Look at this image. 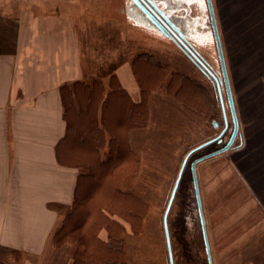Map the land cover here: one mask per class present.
<instances>
[{
	"label": "rangeland",
	"instance_id": "374dc122",
	"mask_svg": "<svg viewBox=\"0 0 264 264\" xmlns=\"http://www.w3.org/2000/svg\"><path fill=\"white\" fill-rule=\"evenodd\" d=\"M19 1L14 6L18 11ZM43 1H47L51 12L77 18L73 26L78 34L84 35L81 42L86 44V49L93 51L88 52V57H80L81 66L96 71L113 66L133 101H139L141 95L131 72V60L140 53L151 56L149 61L138 63L141 83L151 88L145 97V125L132 130V147L139 157V169L132 181L120 183L121 189L135 193L148 207L139 234L132 235L128 230L124 234V252L129 262L168 264L163 214L173 181L185 153L218 135L226 120L222 142L208 143L188 157L167 213L173 264H208L191 162L221 147L231 133L232 119L224 86L221 84L225 119L221 105L215 101L214 81L151 21L136 20L137 8L130 0H83L96 6L88 14L80 10V0H22V3L33 6ZM211 1L238 121V133L231 147L195 165L211 261L212 264H264L261 204L264 184L253 182L264 173V0ZM205 2L164 0L160 6L221 79ZM11 7L0 0V13ZM155 64L161 67L159 77L155 74ZM160 77L162 84L155 86ZM172 78L186 81V88L198 95L183 91L174 94L167 87ZM195 104L203 105L201 116ZM250 185L261 188L258 202L249 195Z\"/></svg>",
	"mask_w": 264,
	"mask_h": 264
},
{
	"label": "crops",
	"instance_id": "0c3cea01",
	"mask_svg": "<svg viewBox=\"0 0 264 264\" xmlns=\"http://www.w3.org/2000/svg\"><path fill=\"white\" fill-rule=\"evenodd\" d=\"M2 1L12 7L0 13V264H70L75 244L55 247L50 241L72 202L79 171L56 159L65 133L58 90L77 80L98 77L106 84L111 74L120 76L113 66H81L80 57L93 51L81 42L76 17L49 11L47 1L25 6L21 0L20 11L14 9L18 0ZM79 8L96 10L83 0ZM133 136L131 131V146ZM253 180L264 184V173ZM256 188L250 185L249 195L258 202L264 188Z\"/></svg>",
	"mask_w": 264,
	"mask_h": 264
},
{
	"label": "trees",
	"instance_id": "16d2710c",
	"mask_svg": "<svg viewBox=\"0 0 264 264\" xmlns=\"http://www.w3.org/2000/svg\"><path fill=\"white\" fill-rule=\"evenodd\" d=\"M150 57L140 53L131 60V72L140 89L139 101L132 100L114 74L106 84L97 77L64 83L58 90L65 133L56 144V159L79 171L72 202L50 241L55 247L75 244L70 264H133L124 252V234L127 230L132 235L139 234L148 207L138 195L121 189L120 183L132 181L139 169V157L130 144L129 133L147 120L145 97L151 88L141 83L138 63ZM155 74H161L157 64ZM185 82L172 78L167 87L176 95L183 91L197 96ZM156 84H162L161 77ZM214 94L220 106L216 90ZM202 106H194L199 116ZM49 206L58 211L65 208L56 203Z\"/></svg>",
	"mask_w": 264,
	"mask_h": 264
},
{
	"label": "water",
	"instance_id": "95a60500",
	"mask_svg": "<svg viewBox=\"0 0 264 264\" xmlns=\"http://www.w3.org/2000/svg\"><path fill=\"white\" fill-rule=\"evenodd\" d=\"M206 5H207V10L209 14V19H210V24H211V29L214 37V44L217 52V57L219 61V66H220V72H221V79H219L210 69L209 65L199 56V54L196 52V50L192 47V44H190L187 39L183 36V34L179 31V29L169 20L163 12L151 1V0H132V2L135 4V6L139 7L145 14L146 16L150 19V21L164 34L166 35L169 39L174 41L182 50L183 52L193 61V63L197 64L207 75L211 78L212 81H214L216 91L219 96V101L221 105V110L224 116V119L226 118V112H225V105L223 104L222 100V95H221V84L224 86V91L226 94V102H227V107L229 109L230 117L232 119V129L231 133L227 139V141L218 149L210 151L206 154H203L197 158H195L191 162V170H192V185H193V191H194V197H195V202H196V207H197V212H198V220L200 224V229H201V235L204 243V250L206 253V258H207V263L212 264L211 261V255H210V249H209V243L207 239V233H206V226H205V220H204V215L202 211V204H201V198L199 194V188L196 180V173H195V165L207 158H210L216 154L222 153L226 150H228L237 133H238V121H237V116L235 112V107L231 95V90H230V85L228 81V75H227V70L225 66V60H224V55L222 51V45H221V40L218 35V30H217V25H216V20H215V15H214V10H213V5L211 0H205ZM227 122L225 120V126L221 129V131L216 135L215 137L206 140L197 146L191 148L184 158L182 159V163L178 169L175 181H173V186L170 191V196L168 197V201L166 204V208L163 214V229L165 233V240H166V246H167V255H168V264H173V257H172V251H171V245H170V239H169V234H168V226H167V213L169 211V208L171 206L172 199L174 197L178 182L180 180L183 167L185 166V163L188 159V157L191 155V153L196 152L203 146L207 145L208 143H211L213 141H220L219 138H221L222 134L225 131Z\"/></svg>",
	"mask_w": 264,
	"mask_h": 264
},
{
	"label": "flooded vegetation",
	"instance_id": "af4514ba",
	"mask_svg": "<svg viewBox=\"0 0 264 264\" xmlns=\"http://www.w3.org/2000/svg\"><path fill=\"white\" fill-rule=\"evenodd\" d=\"M131 2H132V0H130ZM162 12H163V14L169 19V20H171V22L179 29V27H178V25H177V23H175L173 20H172V18L171 17H169L168 16V14H167V12L163 9V8H161V6H160V2H163L164 0H151ZM170 2H171V0H169ZM136 8H137V11H136V20H140L142 23H144V22H150V19L146 16V14L139 8V7H137L136 6ZM154 25V24H153ZM179 31L183 34V36L187 39V37H186V35H185V33H183L180 29H179ZM198 53V52H197ZM199 54V53H198ZM199 56H200V54H199ZM201 57V56H200ZM202 58V57H201ZM203 59V58H202ZM193 62V61H192ZM195 64V63H194ZM196 66H197V68H199L201 71H202V73L203 74H205L208 78H209V76L207 75V73H205L197 64H195ZM220 139V141L222 140V137L221 138H219ZM220 141H217L218 143L220 142Z\"/></svg>",
	"mask_w": 264,
	"mask_h": 264
},
{
	"label": "snow or ice",
	"instance_id": "6c2138e0",
	"mask_svg": "<svg viewBox=\"0 0 264 264\" xmlns=\"http://www.w3.org/2000/svg\"><path fill=\"white\" fill-rule=\"evenodd\" d=\"M198 2L203 3V0H198Z\"/></svg>",
	"mask_w": 264,
	"mask_h": 264
}]
</instances>
